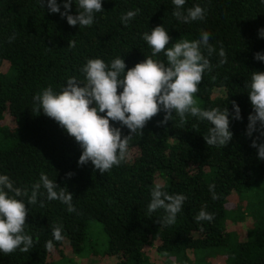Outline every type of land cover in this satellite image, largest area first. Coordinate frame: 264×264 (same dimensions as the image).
Masks as SVG:
<instances>
[{"label": "trees", "instance_id": "1", "mask_svg": "<svg viewBox=\"0 0 264 264\" xmlns=\"http://www.w3.org/2000/svg\"><path fill=\"white\" fill-rule=\"evenodd\" d=\"M195 4L207 9L206 19L183 24L172 15V0H102L104 11L95 14L91 27H72L58 13L41 9L38 0H0V174L18 187H30L43 172L67 187L77 210L69 213L59 201L41 196L45 206H29L26 217V231L34 240L39 237L38 243L29 253H0V264H74L73 257L87 254L99 264H264V206L257 198L264 160L250 146L256 133L245 135L252 109L244 87L251 72H264V63L253 58L264 52V39L258 38L264 0H187L185 8ZM135 9L139 14L124 26L121 16ZM75 11L73 3L70 14ZM158 25L168 30V47L178 39H198L201 30L212 34L217 52L223 45L227 63L204 74L195 98L203 109L226 106L231 112L230 102L238 104L242 119L230 124L232 141L223 149L207 146L208 122L188 116L180 125L174 116L161 125V112L147 123L143 136L132 138L129 157L120 166L103 175L90 162L78 166L79 145L57 122L33 111V95L49 85L59 92L72 76L83 82L80 69L89 59L110 63L121 57L125 71L133 68L151 55L142 35ZM70 40L75 47L68 48ZM154 59L166 58L160 53ZM210 59L213 66L219 61L216 53ZM69 172L74 175L66 179ZM157 183L169 194L187 196L172 226L158 223L163 210L147 212ZM209 184L215 185L218 199L211 198ZM238 194L251 205L233 222L242 239L223 225L226 202ZM205 204L215 219L197 223L194 217ZM248 217L255 219V227ZM88 222L99 224L106 238L105 246L98 242L99 251L87 242ZM56 223L63 225L66 238L49 252L45 243Z\"/></svg>", "mask_w": 264, "mask_h": 264}, {"label": "clouds", "instance_id": "2", "mask_svg": "<svg viewBox=\"0 0 264 264\" xmlns=\"http://www.w3.org/2000/svg\"><path fill=\"white\" fill-rule=\"evenodd\" d=\"M186 2L172 0V15L178 22L190 24L206 19L205 7L195 4L185 8ZM73 3L76 11L70 14ZM38 6L41 9L46 7L49 14L58 13L72 27H91L95 14L104 11L102 0H62V3L38 0ZM139 12L140 9H135L123 14L121 21L124 26H128ZM211 36L210 32L201 30L198 39H178L168 47L171 39L168 30L158 25L142 35L152 50L142 62L125 71L126 64L121 57L110 63L100 58L89 59L80 69L83 82L75 76L69 77L59 92L54 91L51 85L47 86L33 95V111L54 120L68 136L74 138L81 149L78 166L90 162L101 175L114 166H120L129 157L132 138L143 136L147 123L161 112L164 113L159 122L161 125L172 121L174 116L179 119L180 125L187 124L188 116L208 122L207 132L203 135L206 145L223 149L233 139L230 124L242 119L241 109L234 100L230 102L231 112L226 106L203 109L195 98L204 74H210L214 67L227 63L223 45L217 52L210 42ZM14 38V35L10 37L9 42ZM258 38L264 39V28L258 29ZM72 47H75L74 40L68 43V48ZM160 53L165 60L154 59ZM214 53L219 57L215 66L210 59ZM253 58L264 63V52H256ZM244 87L248 88L247 96L252 109L247 117L245 135L252 138L256 133L250 146L256 149L257 158L264 160V141L261 140L264 138V72H251L250 81ZM118 89L121 90L119 94ZM116 122L119 127L114 126ZM124 128L128 130V135H123ZM193 129L198 130V125H193ZM73 175L66 173L65 178L70 179ZM208 188L211 198L218 199L215 185L209 184ZM41 196H46L47 201H59L69 213L77 211L73 194L67 187H61L43 172L30 187H18L9 175L0 174V253H29L38 243L39 237L34 240L26 231V217L29 216V206L38 202L40 207L45 206L44 201L39 200ZM150 196L147 206L149 216L163 210L164 215L158 220L160 226L174 225L178 214L184 210L187 196L169 194L159 183L151 189ZM206 208V204L201 206L194 217L195 222L211 223L215 219V214L209 213ZM51 236L52 239L45 243L49 252L55 249L54 242L66 238L63 225L54 224Z\"/></svg>", "mask_w": 264, "mask_h": 264}, {"label": "rangeland", "instance_id": "3", "mask_svg": "<svg viewBox=\"0 0 264 264\" xmlns=\"http://www.w3.org/2000/svg\"><path fill=\"white\" fill-rule=\"evenodd\" d=\"M264 185H261L260 188L257 189V198L261 200V204L264 206ZM251 207L249 200H247L246 195H233L230 199L226 202L225 207V220L223 221L224 227L228 228L233 233L235 232L237 239H242L243 232L238 231L236 225L233 223L235 220H237L236 215L244 210L246 212L247 207ZM238 221V220H237ZM246 221H251L250 225L255 227L256 221L252 217H248ZM87 231V242L90 241L89 244L90 247H92L95 250L99 251L98 242L100 240H103L104 246L106 245V238L103 235V233L100 230L99 224L96 222H88L86 226ZM92 234V236L90 235ZM98 236L101 238H98ZM71 257V256H70ZM71 262L74 264H99L96 259H91L88 254L85 255V257L79 256V257H73L71 259ZM107 264H113L109 261H106ZM59 264H71L67 261H61Z\"/></svg>", "mask_w": 264, "mask_h": 264}]
</instances>
